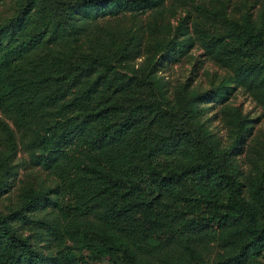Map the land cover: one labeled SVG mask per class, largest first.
<instances>
[{
    "label": "trees",
    "instance_id": "1",
    "mask_svg": "<svg viewBox=\"0 0 264 264\" xmlns=\"http://www.w3.org/2000/svg\"><path fill=\"white\" fill-rule=\"evenodd\" d=\"M8 1L0 264H264V138L240 168L249 118L228 101L234 83L264 113V0ZM194 45L228 78L160 72Z\"/></svg>",
    "mask_w": 264,
    "mask_h": 264
},
{
    "label": "rangeland",
    "instance_id": "2",
    "mask_svg": "<svg viewBox=\"0 0 264 264\" xmlns=\"http://www.w3.org/2000/svg\"><path fill=\"white\" fill-rule=\"evenodd\" d=\"M234 1L241 4L244 3L245 6L242 8L243 10L250 9L255 13V6L249 0H232L233 3ZM101 8H99L97 13L106 14V12H110L109 6H104V8ZM12 10L13 7L8 0L6 2L0 3V21L9 15H12ZM178 15L172 18V23L174 25L176 24ZM170 53H172V50H170ZM189 53L190 55H184L179 60H172L170 57L164 58L163 63L165 64L163 68H161L160 72L165 73L170 79L171 83L183 82L190 78L189 81L192 83V85L207 89L212 85L215 86L219 80L228 78L229 71L219 68L213 62L207 59L202 49L198 47V45L191 47ZM230 91L231 92L228 95V101L234 105H238L242 112L249 118V129L243 139L244 142L240 143L239 140L236 143L234 153L235 159L238 162L240 168L245 169L246 165L244 164L242 149L244 148L245 143L249 141L250 136L254 134H260L259 137L264 138V113L262 112L261 107L256 104V102L243 90V88L231 83ZM213 102L214 101H212V104ZM214 105L215 106L212 110V113H214L219 107V104L217 103ZM211 127L214 130H218L220 135L225 138V130L221 121L217 117L211 121ZM225 141H227V139H225ZM23 155L24 154L22 152H19L17 158H21ZM4 203L5 199L0 200L1 209H3ZM13 223L19 231L30 234L31 238H34V232L31 230V228L21 223L18 219L13 220ZM95 264L110 263L106 258H104L103 260L95 262Z\"/></svg>",
    "mask_w": 264,
    "mask_h": 264
}]
</instances>
